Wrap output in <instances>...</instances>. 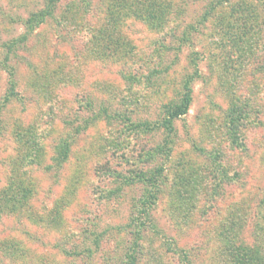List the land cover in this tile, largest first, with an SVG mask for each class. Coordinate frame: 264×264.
<instances>
[{
    "label": "rangeland",
    "instance_id": "374dc122",
    "mask_svg": "<svg viewBox=\"0 0 264 264\" xmlns=\"http://www.w3.org/2000/svg\"><path fill=\"white\" fill-rule=\"evenodd\" d=\"M238 248L264 259V0H0V264Z\"/></svg>",
    "mask_w": 264,
    "mask_h": 264
},
{
    "label": "trees",
    "instance_id": "16d2710c",
    "mask_svg": "<svg viewBox=\"0 0 264 264\" xmlns=\"http://www.w3.org/2000/svg\"><path fill=\"white\" fill-rule=\"evenodd\" d=\"M14 87V84H11ZM192 103V89L189 82H186L184 87V93L181 99V104L176 105L169 113V119L164 125L169 131L173 128V121L179 119L180 117L186 115L190 109ZM152 197V196H151ZM148 205V201L145 205ZM147 212V207H145L141 215H145ZM131 264H134L135 257L133 255L129 256ZM263 257L259 254L256 249L251 248H238L231 252L230 263L231 264H264Z\"/></svg>",
    "mask_w": 264,
    "mask_h": 264
}]
</instances>
